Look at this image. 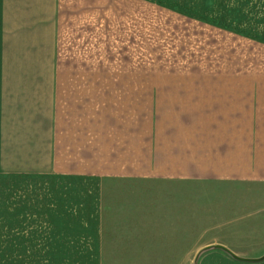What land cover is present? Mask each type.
Listing matches in <instances>:
<instances>
[{
  "label": "crops",
  "instance_id": "0c3cea01",
  "mask_svg": "<svg viewBox=\"0 0 264 264\" xmlns=\"http://www.w3.org/2000/svg\"><path fill=\"white\" fill-rule=\"evenodd\" d=\"M120 8L0 0L2 264H149L139 249L107 251L104 192L114 182L264 196V50L242 60L233 43L196 50L140 79L137 22L108 33L128 18Z\"/></svg>",
  "mask_w": 264,
  "mask_h": 264
},
{
  "label": "rangeland",
  "instance_id": "374dc122",
  "mask_svg": "<svg viewBox=\"0 0 264 264\" xmlns=\"http://www.w3.org/2000/svg\"><path fill=\"white\" fill-rule=\"evenodd\" d=\"M116 1L123 7L118 13H122L123 19L128 18L123 25L108 24V33H129L126 24H130L131 17L137 22L133 35L137 33L138 37L140 79H145L141 71L147 66L179 64L182 56H190L196 50H224L227 43H233L235 54L240 57L243 53L258 56L264 50V0ZM113 12L108 11V18L114 16ZM195 20L212 23L218 29ZM220 29L241 38L225 37ZM207 193L203 186L189 183L179 186L139 181L107 185L104 192L107 251L115 256L122 248L130 252L139 249L143 251L140 255L149 256V264H264L263 192L244 188L229 195V190L219 188ZM1 205L0 199V264L4 244ZM179 208L186 212L181 232L174 231L179 218L173 214ZM168 213L172 214L167 216ZM214 245L223 246L232 254L246 255L239 258L261 261L241 263L218 249L209 253L208 262L205 249ZM200 252L205 254L196 257ZM221 257H227L228 261Z\"/></svg>",
  "mask_w": 264,
  "mask_h": 264
},
{
  "label": "water",
  "instance_id": "95a60500",
  "mask_svg": "<svg viewBox=\"0 0 264 264\" xmlns=\"http://www.w3.org/2000/svg\"><path fill=\"white\" fill-rule=\"evenodd\" d=\"M215 247L218 248V249L223 250L224 252H227L230 256H232V258H234V259H236V260H239V261H242V262H245V261H247V262H249V261H251V262L261 261V260H247V259H241V258H238V257H236L235 255L231 254L228 250H226L225 248H223V247H221V246H215ZM262 259H264V257H263Z\"/></svg>",
  "mask_w": 264,
  "mask_h": 264
},
{
  "label": "trees",
  "instance_id": "16d2710c",
  "mask_svg": "<svg viewBox=\"0 0 264 264\" xmlns=\"http://www.w3.org/2000/svg\"><path fill=\"white\" fill-rule=\"evenodd\" d=\"M208 249H209V248L205 249V251L208 250ZM226 253H227V252H226ZM227 254H228V253H227Z\"/></svg>",
  "mask_w": 264,
  "mask_h": 264
}]
</instances>
